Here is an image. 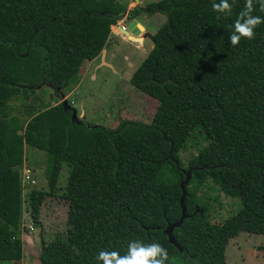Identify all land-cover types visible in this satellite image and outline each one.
<instances>
[{
	"label": "trees",
	"instance_id": "obj_1",
	"mask_svg": "<svg viewBox=\"0 0 264 264\" xmlns=\"http://www.w3.org/2000/svg\"><path fill=\"white\" fill-rule=\"evenodd\" d=\"M213 2L219 0L154 4L165 20L130 83L156 101L155 111L149 122L123 120L111 128L72 121L63 101L28 104L18 115L11 102L29 99L43 83L69 85L85 61L100 55L126 5L0 0V264L23 259L26 146L48 156L49 190L28 196L33 224L69 167L61 196L67 227L41 237L38 264H102L100 251L124 255L129 241L152 243L155 235L172 249L168 264H228L221 240L229 238V225L210 222L211 206L198 194L208 181L240 200L234 223L263 237L264 254V23L253 39L233 46L229 36L245 0H229L230 15L214 11ZM253 7L252 15L264 18L257 0ZM190 145L200 147L185 164L180 153ZM190 168L188 216L173 229L180 252L163 230L181 216L180 185Z\"/></svg>",
	"mask_w": 264,
	"mask_h": 264
},
{
	"label": "rangeland",
	"instance_id": "obj_2",
	"mask_svg": "<svg viewBox=\"0 0 264 264\" xmlns=\"http://www.w3.org/2000/svg\"><path fill=\"white\" fill-rule=\"evenodd\" d=\"M128 1L120 0L119 2L127 3ZM142 1L136 0L135 2L137 4L141 2L138 5L139 8L145 6L147 1L150 0ZM128 19L132 20L133 17L130 15ZM149 23L155 28L161 24L156 22L155 18H150ZM132 44L128 41L119 40V50L115 58L117 69L107 66L94 69L97 61L90 63V67L87 70H85L83 65L82 68L80 67V72H78L80 79H77V83L71 86L70 89L72 91L70 93L67 90L70 84H67L64 88H56L43 83L35 87L36 92L29 99L13 100L11 102L12 113L18 115L19 111L20 113L23 112L25 105L32 103L37 105V108L43 103L53 104L57 101H67L77 110V118L86 121L90 126L99 125L114 128L123 120L149 122L155 111L156 101L133 87L130 83V78L141 61L146 57L143 53L150 51V46L153 42L147 38L145 51L137 52L136 59L130 56L131 50H133ZM126 55H129V60L125 58ZM49 97L52 99H49ZM81 111L84 113L83 117ZM197 147L200 146L190 145L185 151L180 153L183 163L186 164L190 156L197 153ZM24 156L25 164L31 169L30 177L35 182L26 184L23 190V226L26 230L21 236L23 241V259L19 264H38L41 237L43 236L45 240L52 239L65 232L67 227V204L61 196L64 191L63 187L66 185L69 167H62L58 181L60 190L46 198L40 212V224L36 225L33 224L30 216L28 196L32 189L49 190L45 173L48 156L44 151L31 146L25 147ZM207 186L216 188L210 181L207 182ZM209 187L201 188L198 194L211 206L209 212L210 222L221 226L229 225L226 228V232H229V238H227L228 233H225L221 240L222 258L224 257L228 264H264V254L259 251L263 237L241 232L238 230V223H234L238 218H241L239 213L241 208L240 200L228 197L219 192L218 189H210ZM235 232L237 234L230 236ZM155 237L156 242L167 249L169 257L172 249L164 240H158L157 235ZM166 264H168L167 261Z\"/></svg>",
	"mask_w": 264,
	"mask_h": 264
},
{
	"label": "clouds",
	"instance_id": "obj_3",
	"mask_svg": "<svg viewBox=\"0 0 264 264\" xmlns=\"http://www.w3.org/2000/svg\"><path fill=\"white\" fill-rule=\"evenodd\" d=\"M257 2L261 11H264V0ZM232 7L229 0H219L218 3L212 4L214 11L226 15L231 14ZM253 11V0H245L244 9L238 14L234 22V31L229 36L231 45H237L242 37L253 39L254 29L264 23V18L252 15ZM97 259L102 261V264H166L168 251L157 242L144 243L141 240H131L128 242L126 254L120 255L118 251H100Z\"/></svg>",
	"mask_w": 264,
	"mask_h": 264
},
{
	"label": "crops",
	"instance_id": "obj_4",
	"mask_svg": "<svg viewBox=\"0 0 264 264\" xmlns=\"http://www.w3.org/2000/svg\"><path fill=\"white\" fill-rule=\"evenodd\" d=\"M120 1V0H119ZM145 1V0H143ZM142 1V2H143ZM160 0H150L147 1L145 6H142L141 8L138 7L139 4L135 3V1L129 0L127 3H122L127 5L125 13L121 16V18L116 22V24L111 26L110 34L107 40V43L104 47V49L101 51L100 55L94 58L90 61H85L82 66H85V70H87L90 67V63L97 61L96 65L94 66V69H99L102 66L111 67L113 69H117L115 64V58L117 55V51L119 50V40L121 41H128L130 43H133L131 45L132 52L130 53V56L133 57V59H136L138 53L141 52V50L145 51V42L149 37L146 36V34L153 35L156 29L163 23L165 20V15L162 13L161 10H159L158 7H154V4L159 2ZM132 16L133 19L129 20L128 17ZM150 18H155L156 22H160L161 24L158 27H152V24L150 22ZM160 19V20H159ZM154 20V19H153ZM137 23V30L138 32L133 33L132 30H130L129 26L131 22ZM123 25L126 27V31L123 34H119L120 26ZM130 39V40H129ZM151 40V39H150ZM152 41V40H151ZM153 47V44L150 46V50ZM125 49H127L125 47ZM147 52H144L143 55H147ZM125 58L129 60V55H126ZM131 64V63H130ZM132 65V64H131ZM81 66V68H82ZM84 71V70H83ZM80 72V71H79ZM86 72V71H85ZM80 79L79 73L72 79L70 82V86L67 88L69 93L72 91L70 88L73 84H76V80ZM76 110V109H75ZM82 117L84 116V113L81 111ZM76 116H77V110H76ZM23 166L26 168V164L24 162ZM30 173L31 169L29 168ZM31 176V174H30ZM35 182V181H34Z\"/></svg>",
	"mask_w": 264,
	"mask_h": 264
},
{
	"label": "water",
	"instance_id": "obj_5",
	"mask_svg": "<svg viewBox=\"0 0 264 264\" xmlns=\"http://www.w3.org/2000/svg\"><path fill=\"white\" fill-rule=\"evenodd\" d=\"M136 25H137V23L132 21L130 26H129L130 30H132L133 33L138 32ZM146 36L149 37L152 40V35L146 34ZM63 105H64L65 109H70L71 110V112H72L71 113V120L79 123L81 121V119L79 120L77 118L75 108H73L67 101H63ZM191 171H192V168L185 170V179L182 181V183L180 185L181 186V190H182V194H181V197H180L181 216H180V218H179V220L177 222L169 223L166 226V228L163 230V234H165L167 236L168 242L170 244L174 245L180 252L183 250V248L180 245V243H178L177 240L174 238L173 229L175 227L180 226V224L182 223L183 219L188 216L186 214V212H185L184 200H185V197H186V194H187L186 185L189 182Z\"/></svg>",
	"mask_w": 264,
	"mask_h": 264
},
{
	"label": "built area",
	"instance_id": "obj_6",
	"mask_svg": "<svg viewBox=\"0 0 264 264\" xmlns=\"http://www.w3.org/2000/svg\"><path fill=\"white\" fill-rule=\"evenodd\" d=\"M126 30H127L126 27L121 25L120 30H119V34H123ZM26 181H30L32 184L34 183V180L31 179V177H30V170L23 167L22 168V183H24Z\"/></svg>",
	"mask_w": 264,
	"mask_h": 264
}]
</instances>
